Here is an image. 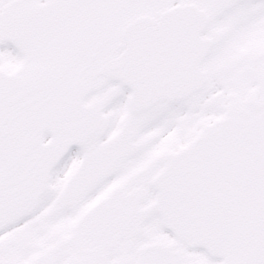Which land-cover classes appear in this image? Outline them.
I'll return each mask as SVG.
<instances>
[{
  "label": "snow or ice",
  "instance_id": "6c2138e0",
  "mask_svg": "<svg viewBox=\"0 0 264 264\" xmlns=\"http://www.w3.org/2000/svg\"><path fill=\"white\" fill-rule=\"evenodd\" d=\"M0 264H264V0H0Z\"/></svg>",
  "mask_w": 264,
  "mask_h": 264
}]
</instances>
